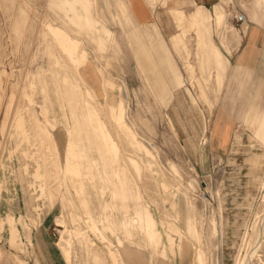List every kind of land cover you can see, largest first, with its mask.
<instances>
[{"label":"rangeland","instance_id":"rangeland-1","mask_svg":"<svg viewBox=\"0 0 264 264\" xmlns=\"http://www.w3.org/2000/svg\"><path fill=\"white\" fill-rule=\"evenodd\" d=\"M132 1L0 0V264H264V0Z\"/></svg>","mask_w":264,"mask_h":264},{"label":"crops","instance_id":"crops-1","mask_svg":"<svg viewBox=\"0 0 264 264\" xmlns=\"http://www.w3.org/2000/svg\"><path fill=\"white\" fill-rule=\"evenodd\" d=\"M143 1V0H142ZM198 5L208 6L213 4L215 0H195ZM132 4L135 9V16L137 20L141 23H146L149 21L148 7L144 5V3H140L139 0H133ZM192 18L196 20V16L193 15ZM251 28V27H250ZM264 39V32L259 27H252L246 34H243L240 40V43L237 49L233 52L232 58H235V61L250 67H256L257 55L259 50V41ZM43 254V253H42ZM43 258V257H41ZM43 262V260H42ZM51 262L52 264H58V262Z\"/></svg>","mask_w":264,"mask_h":264},{"label":"built area","instance_id":"built-area-1","mask_svg":"<svg viewBox=\"0 0 264 264\" xmlns=\"http://www.w3.org/2000/svg\"><path fill=\"white\" fill-rule=\"evenodd\" d=\"M235 20L237 23L244 24L246 22L245 16L244 15H238L235 16Z\"/></svg>","mask_w":264,"mask_h":264},{"label":"bare ground","instance_id":"bare-ground-1","mask_svg":"<svg viewBox=\"0 0 264 264\" xmlns=\"http://www.w3.org/2000/svg\"><path fill=\"white\" fill-rule=\"evenodd\" d=\"M176 17V16H175Z\"/></svg>","mask_w":264,"mask_h":264}]
</instances>
